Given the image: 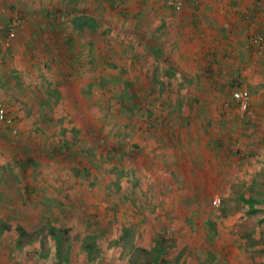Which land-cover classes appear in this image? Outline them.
<instances>
[{
	"label": "rangeland",
	"instance_id": "374dc122",
	"mask_svg": "<svg viewBox=\"0 0 264 264\" xmlns=\"http://www.w3.org/2000/svg\"><path fill=\"white\" fill-rule=\"evenodd\" d=\"M172 1L0 0V264H264V49Z\"/></svg>",
	"mask_w": 264,
	"mask_h": 264
},
{
	"label": "crops",
	"instance_id": "0c3cea01",
	"mask_svg": "<svg viewBox=\"0 0 264 264\" xmlns=\"http://www.w3.org/2000/svg\"><path fill=\"white\" fill-rule=\"evenodd\" d=\"M193 5L194 13L180 16L182 21L185 20L184 25L192 26L190 22L194 23L196 36H208V40L212 39L214 43L219 44L222 48H218L220 51H227L230 55L240 46L254 48L252 35L248 38V34L264 32V0H195ZM49 13L51 12L48 11L47 14ZM47 14L43 16L47 17ZM0 15L5 18L4 13ZM258 65L262 67L263 64ZM242 67H246V64ZM237 72L241 70L237 69Z\"/></svg>",
	"mask_w": 264,
	"mask_h": 264
},
{
	"label": "built area",
	"instance_id": "2783aa9c",
	"mask_svg": "<svg viewBox=\"0 0 264 264\" xmlns=\"http://www.w3.org/2000/svg\"><path fill=\"white\" fill-rule=\"evenodd\" d=\"M170 4L174 5H180L179 0H175L172 2H169ZM23 21V17L21 15L15 16L11 19V24L9 25V33H13V30L18 27ZM251 42L254 45L256 49H264V32L254 34V36L251 37ZM232 99L237 104L239 109L242 112H245L249 106H250V93L246 89H238L233 91L232 93ZM14 116L8 113V110L6 108V105L0 100V125L9 128V130L12 131V133H17V125ZM213 205H219L220 199L219 197H214L212 199Z\"/></svg>",
	"mask_w": 264,
	"mask_h": 264
},
{
	"label": "trees",
	"instance_id": "16d2710c",
	"mask_svg": "<svg viewBox=\"0 0 264 264\" xmlns=\"http://www.w3.org/2000/svg\"><path fill=\"white\" fill-rule=\"evenodd\" d=\"M47 14V13H46ZM45 14V15H46ZM21 15V14H20ZM49 14H47V16H48ZM22 16V15H21ZM8 31H9V26H8ZM157 118V117H156ZM26 164V163H25ZM239 198L240 199H242V200H244V202H247V203H249V205H250V207H249V211L250 212H256L258 209L255 207V204L258 202V200L256 199V198H254V197H252V196H250V197H244L243 195H242V193L239 195ZM264 220V219H263ZM23 232V231H22ZM159 253V252H158ZM159 255V254H158ZM159 257L157 256V257H155L154 259H153V262L151 263V264H159V259H158Z\"/></svg>",
	"mask_w": 264,
	"mask_h": 264
}]
</instances>
